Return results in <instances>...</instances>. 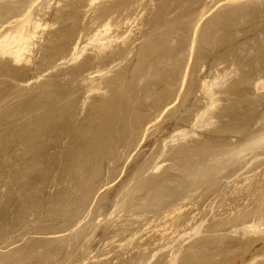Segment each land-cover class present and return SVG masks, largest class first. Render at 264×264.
<instances>
[{"label": "rangeland", "instance_id": "374dc122", "mask_svg": "<svg viewBox=\"0 0 264 264\" xmlns=\"http://www.w3.org/2000/svg\"><path fill=\"white\" fill-rule=\"evenodd\" d=\"M23 20V57L0 52V264H264L242 84L264 0H0L1 37Z\"/></svg>", "mask_w": 264, "mask_h": 264}, {"label": "bare ground", "instance_id": "6f19581e", "mask_svg": "<svg viewBox=\"0 0 264 264\" xmlns=\"http://www.w3.org/2000/svg\"><path fill=\"white\" fill-rule=\"evenodd\" d=\"M5 4H6V8L8 9L7 3H5ZM4 7H5V5H4ZM7 9H3V10H7ZM10 14L11 13L9 12V15ZM21 14L22 15H25L26 12H25V14H24V12H22ZM21 14H20V17H18L17 15L16 16L18 18H21ZM30 15H32V14L27 13L26 14V19H24V20L25 21L26 20L28 21L27 16L30 19ZM31 17L33 18L34 16H31ZM200 19H202V18H200ZM24 20H23V22L19 21V23L21 22V24H19V26L16 25L17 26V29H16V32L15 33L13 32V34H11L12 32H8V31H5V33H4L2 31L3 32L2 33V37L0 36L1 39L3 38L2 40L0 39V52L4 56L6 54V55H9V57L11 56V58L14 57V59H15L14 61H16V62L17 61H20L19 58L23 57V53L25 52V50H28V44H29V41L31 39V36L35 34V32H31V30H29L30 32H26L24 30V26L27 23V21L25 23ZM32 20L37 21L35 19H32ZM29 22H30V20H29ZM29 22H28V24H29ZM34 23L35 24H33V21H32V23L30 22L31 25L33 24L32 26H34L35 29H37V28L40 27V23H38V22L37 23L34 22ZM16 26H14V27H16ZM32 26H31V29L33 28ZM5 27L7 28V26H5ZM1 28H2V26H1ZM6 28L3 27V29L7 30ZM3 29H0V30H3ZM32 31H34V29H32ZM6 33H8V34L10 33V35L4 36V34L6 35ZM0 35H1V32H0ZM98 39L100 40V38H98ZM103 39H105V38H103ZM96 41H98V40H96ZM260 43H261L260 45H262V49L259 46H258V49L263 50V52L259 50L262 53L263 56L260 55V57H259V55H258V57H259V61L257 62L258 65L256 63V61L258 60L257 59L258 57H256L257 54H256V56H255V54L253 55V53L255 52L254 50L257 49V48H255L253 50L254 52L252 54L247 55L248 56L247 58L245 56L246 60H243L242 61V62L245 61V65L248 67V70L245 73L244 81L242 83L244 85V89L248 92V94L251 93L252 95H256V92H260V94L258 95L257 99L256 98H253V97L250 98L249 105H248L249 106V109H248L249 112H248V114L250 116L247 115L248 118L245 119L246 120L245 123H246L248 129L250 130L248 132H251V133H254L255 134L257 131H261L258 136H255L253 138V140L251 142L252 144L250 143V145L247 146V148H245L243 150V151H247L248 150L251 153L252 152H256L258 150H261L260 152L264 151V54H263L264 53V43L263 42H260ZM256 52H257V50H256ZM260 52H257V53L261 54ZM251 55H253L254 59L256 58L257 60H254L253 61V59H252L253 57L251 58ZM237 58H240V56H237ZM237 58H236V60H237ZM241 58H244V57H241ZM241 60H239V62H241ZM236 63H238V62H236ZM237 70H236V72H237ZM233 73H234V71H233ZM236 78H238V77H236ZM233 82H235V81H233ZM239 84H241L240 83V80L239 79H236V82L233 84V87H234V85L239 86ZM209 86L210 85L205 82V85H204L205 92H206L207 96L209 95L210 98H212L211 99L212 100L211 102L213 104V103H215V100H214L215 91H213V88L211 89ZM237 95H235V96H237ZM246 97H248V96H246ZM238 100L240 101L241 99H238ZM236 102H238V101H236ZM242 102H243V100H242ZM56 134H57V137H55L56 135H54L55 139L58 138V133L56 132ZM68 135H69V133H68ZM40 138H42V136ZM52 139H53V137H52ZM59 139H60V137L57 140H59ZM57 140H56V142H58ZM42 143H43V141H42ZM47 148H48V146H47ZM157 168L158 167L156 166V169Z\"/></svg>", "mask_w": 264, "mask_h": 264}]
</instances>
